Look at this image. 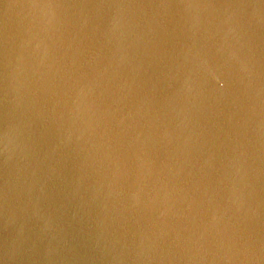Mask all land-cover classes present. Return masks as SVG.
I'll list each match as a JSON object with an SVG mask.
<instances>
[{"label": "water", "instance_id": "1", "mask_svg": "<svg viewBox=\"0 0 264 264\" xmlns=\"http://www.w3.org/2000/svg\"><path fill=\"white\" fill-rule=\"evenodd\" d=\"M0 264H264V0H0Z\"/></svg>", "mask_w": 264, "mask_h": 264}]
</instances>
